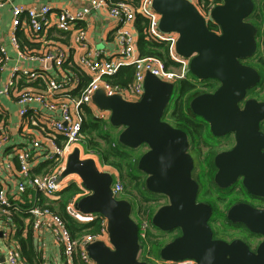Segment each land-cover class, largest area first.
Wrapping results in <instances>:
<instances>
[{"label": "built area", "instance_id": "2783aa9c", "mask_svg": "<svg viewBox=\"0 0 264 264\" xmlns=\"http://www.w3.org/2000/svg\"><path fill=\"white\" fill-rule=\"evenodd\" d=\"M188 1L198 9L207 24L210 21L214 22L211 13L222 3V0ZM153 3L154 0H90L89 5L83 8H62L57 12L46 4L40 6L20 4L12 7L10 43L17 52L18 60L9 67L10 56L7 47L0 42V99H13L18 105L20 130L24 132V128L27 127L37 131H33L26 146L14 148V155L5 154L4 149L10 137L6 133L0 134V232L3 240L0 244V264H28L21 257L17 237L19 229L14 220L15 213L24 209L30 215L25 219L24 234L30 225L36 249L41 256V264H76V259L84 264H97L89 254L90 244L102 241L113 249L108 233V220L96 213H82L77 207L79 200L89 195L91 191L77 176L69 175L61 180L60 176L66 169L69 156L76 149L80 151L82 158L98 157L96 153H85L81 136L86 108L91 109L97 119L110 121L111 111L100 109L94 102L98 92H102L106 97L121 96L126 101L138 102L145 93V78L149 73L174 85L189 78L191 59L177 51L179 34L163 32L160 29L161 15L154 9ZM3 5L4 0H0V7ZM92 10H107L108 15L120 25L117 54L106 56L102 50L89 45L88 32L79 24L86 20ZM138 17L147 21L145 32L148 39L168 44L169 66L155 56L139 57L138 35L135 32ZM49 25L55 26L61 33L74 30L75 45H55L42 54L30 53L21 47L19 30L29 28L31 39L36 40L41 38ZM73 48L82 52L76 63L70 62ZM24 61H38L40 66L34 68L24 65ZM49 62L51 66L47 67ZM130 65L134 67V79L128 87L114 86L105 79ZM69 66L77 67L80 75L90 79L81 89L80 96H74L72 91L82 81ZM49 68L60 72V79L47 74ZM4 113V107L0 103L1 128L6 130L7 117ZM47 128L50 129L49 132ZM36 133L43 134L47 139L43 141ZM41 160L52 162L54 164L52 170L43 175H33L36 162ZM74 181L81 186L82 193L70 202L67 211L81 223L89 224L99 218L100 231L97 234L74 237L65 220L40 203L41 196L56 199L58 193ZM29 188L35 193L30 197L29 206L25 208L27 204L24 194ZM112 191L116 198L123 192L119 178L114 180ZM150 226L149 220L141 222L139 236L144 238ZM48 237L57 248L58 259H54L55 255L48 252ZM164 262L194 264L192 260Z\"/></svg>", "mask_w": 264, "mask_h": 264}, {"label": "water", "instance_id": "95a60500", "mask_svg": "<svg viewBox=\"0 0 264 264\" xmlns=\"http://www.w3.org/2000/svg\"><path fill=\"white\" fill-rule=\"evenodd\" d=\"M153 7L161 15L160 29L179 34L177 51L191 59V73L199 79H217L222 83L215 93L193 98L190 106L208 119L212 110L210 121L215 131L237 129L235 117L224 120V110L229 108L231 114L237 115L238 102L244 98L249 84L255 81L249 80L250 69L237 61V58L252 56L257 48L256 27L245 21L255 9L253 0H222L211 13L220 33L209 29L205 18L188 0H154ZM144 85L145 93L138 102L126 101L121 96L106 97L102 92L96 94L94 102L100 109L111 111L112 126L121 129L118 136L121 144L132 149L147 145L138 168L148 175L149 191L162 194L170 201L155 212L152 224L163 232L177 227L183 231L181 237L160 250L161 259L189 258L195 259L197 264H264V243L259 253L253 255L240 242L227 244L213 240L207 224L211 209L193 205L197 185L190 177L192 159L185 153L186 133L162 120L177 90L176 85L150 73ZM69 175L80 178L91 191L79 200L78 209L85 214H100L108 220L113 249L102 241L90 244L89 254L96 263L149 264L140 260L139 225L131 217L132 207L127 200L114 197V176L101 170L98 157L82 158L76 149L69 156L60 180ZM185 186L192 194L190 208H185L181 199ZM246 223L253 231L264 233L263 228Z\"/></svg>", "mask_w": 264, "mask_h": 264}, {"label": "flooded vegetation", "instance_id": "af4514ba", "mask_svg": "<svg viewBox=\"0 0 264 264\" xmlns=\"http://www.w3.org/2000/svg\"><path fill=\"white\" fill-rule=\"evenodd\" d=\"M253 2L255 9L245 21L256 27L257 48L252 56L237 58V61L240 66L250 69L249 80H255V83L249 84L244 98L238 102L237 115L231 114L229 108L224 110V120L227 122L230 117H235L238 128L225 131L217 129L216 132L210 121L213 118L212 110L209 111L210 119H208L197 114L190 105L182 108L176 106L172 109L168 106L162 120L174 127L167 120L166 111L176 113L175 128L186 133L188 144L185 153L192 159L190 177L197 185L193 195V205L211 209L207 224L212 231L213 240L227 244L240 242L248 247L251 254L257 255L264 243V233L253 231L246 222L264 229V0H253ZM260 7L262 9L257 10ZM218 29L217 32L220 33V28ZM191 74L180 85L183 86L182 88L189 84L202 88L201 94H212L222 85L217 79L203 80L196 76L192 78ZM176 91H178L177 103L180 101L178 98L180 92L178 89ZM247 103H249L248 107ZM180 122L183 125H180ZM191 132L196 134L195 138L191 137ZM130 150L135 152L133 150L136 149L130 148ZM137 150L143 151L142 156L148 148L147 145H142ZM136 178L141 180L144 190L139 193L133 187L131 193H126L125 200L132 207L131 217L139 223L135 215L139 219L141 204L146 203V199L152 202L159 200L160 205L156 210L169 204L170 201L168 197L157 193L154 197L144 196L145 193H151L147 187L148 175L139 170L136 171ZM181 199L184 207L190 208L192 194L187 186L183 188ZM182 235V229L177 227L176 239ZM140 245L141 256L143 249L141 241ZM184 260H192L197 264L195 259Z\"/></svg>", "mask_w": 264, "mask_h": 264}, {"label": "trees", "instance_id": "16d2710c", "mask_svg": "<svg viewBox=\"0 0 264 264\" xmlns=\"http://www.w3.org/2000/svg\"><path fill=\"white\" fill-rule=\"evenodd\" d=\"M262 6V5H260ZM259 7V6H258ZM262 9V7L257 8V10ZM258 26H262V24H258ZM136 30L138 33V41H137V50L139 57H149L155 56L166 62V65H170V58L168 52V44L166 42H157L147 38L146 27L147 21L142 17H138L136 22ZM209 29L212 31H218L219 27L214 22L210 21L208 25ZM18 31V37H19ZM20 41V37H19ZM27 42L20 41V45L22 48L27 49ZM1 54V53H0ZM1 56V55H0ZM66 69V65H64ZM72 71L75 72L76 75L80 76L82 83L72 91L74 96H80L81 89L90 81L89 77L85 75H80L77 71V67L69 66ZM193 75V74H192ZM105 79L114 86L119 87H128L134 79V67L132 65L123 67L116 75L112 77H105ZM182 85V84H181ZM183 87V86H182ZM179 86V96L180 101L176 103V91L174 93L175 98L171 99L169 108L177 107H189L190 101L196 97L197 95L203 93V89L197 86L185 85L184 88ZM188 96L187 103L184 102V97ZM172 103V105H171ZM181 110V109H180ZM166 115L168 117V121L176 127V113H171L169 110L166 111ZM177 121H183V119H177ZM180 125L181 124L180 122ZM110 126H112L110 121H104L97 119L92 113L91 109L86 108L85 119L82 126L81 136L84 142V149L86 152H94L98 154L100 158V162L104 167H109L112 170H115L117 173L116 179L119 178L123 185V192L130 193L128 190V183H134V189H137L139 193L143 192L144 185L141 180L136 178V171L138 170V160L140 159L142 150H133L135 152H131L126 146L121 144L118 138H115L119 135L110 130ZM117 129V128H116ZM191 137L195 138L196 134L191 132ZM128 149V150H127ZM54 164L52 162L47 161L43 164L38 170H33V175H43L49 173ZM115 180V179H114ZM146 190V189H145ZM35 193L32 189H27L24 194V199L28 194ZM82 193V188L77 182H70L63 190L58 193V197L56 199H48L44 196H41L40 203L44 206H47L53 212L59 214L67 223L68 229L74 237H82L86 234H97L100 231V219L98 218L95 222L92 223H81L74 219L67 211V206L74 200V198ZM26 196V197H25ZM122 199V197H119ZM27 208L29 206L28 200H26ZM160 205L159 200L154 202L147 200L146 203L141 204L140 207V221L147 219L150 221V225L152 224V215L155 213V210ZM100 216V214H99ZM30 217V215L24 211L15 213L14 220L18 226V241L20 244V253L21 257L27 261L28 264H41V256L37 251L35 242L33 239V232L31 226L27 227L26 233L25 231V219ZM140 226V223H138ZM166 237L170 236V241L176 238V229L164 232ZM162 238L159 236H155L151 233V230H147L146 236L140 237V241L143 244L144 248L147 251L148 255L153 254L160 257V248H163L170 241L167 240V243H164V240L161 241ZM158 250L157 255H155V251ZM141 257V256H140ZM162 260V259H161ZM76 264H84L83 262H79L76 259Z\"/></svg>", "mask_w": 264, "mask_h": 264}, {"label": "crops", "instance_id": "0c3cea01", "mask_svg": "<svg viewBox=\"0 0 264 264\" xmlns=\"http://www.w3.org/2000/svg\"><path fill=\"white\" fill-rule=\"evenodd\" d=\"M90 0H4V5L0 7V42L7 47L8 54L10 56V60L8 62V66H13L17 59V52L11 46L10 43V34H11V19H12V7L14 5L25 4L29 6H40V5H50L55 10V12L59 11L62 8H70V9H80L89 5ZM81 27L86 28L88 32V41L91 47L102 50L104 55L110 56L115 55L118 52V44H117V35L120 30V25L108 15L107 10H92L91 13L87 16L86 20L79 24ZM74 31V30H73ZM73 31L69 33H61L59 32L55 26L49 25L41 38L32 40L31 39V30L26 27V29L19 30L20 41H26L28 52L34 54H42L44 51L52 48L55 45H70L73 46ZM135 32L137 33L136 27ZM138 35V33H137ZM30 37V38H29ZM25 49V48H23ZM82 52L81 50L71 49L70 53V62L76 63ZM24 65H28L34 68H39V62H26L24 61ZM51 66V64H50ZM47 63V67H50ZM54 78L60 79L61 73L56 71L54 68H49L46 72ZM0 103L4 107V114L7 117L5 119L6 130L2 127V122L0 119V134L6 133L9 135L10 140L7 147L4 149L5 154L14 155L15 147H23L26 146L29 142V138L32 137L33 130L31 128H24V132L20 130L18 126V105L13 99L9 98H1ZM43 115V114H42ZM48 127V126H47ZM118 131H121L120 128H117ZM49 132L50 129L47 128ZM120 133V132H119ZM37 136L42 138L45 141L47 138L41 133H36ZM46 134V133H44ZM61 142V140L59 139ZM84 147V146H83ZM85 153H94V152H86ZM15 159V158H14ZM42 160L36 162L34 170H38L43 164ZM15 164L17 166V161L15 160ZM33 194H28L25 198L26 200H30V197ZM25 226V224H24ZM2 234L0 233V244ZM48 252L50 254H54V259H58L57 257V248L53 244V242L48 237L47 241Z\"/></svg>", "mask_w": 264, "mask_h": 264}, {"label": "rangeland", "instance_id": "374dc122", "mask_svg": "<svg viewBox=\"0 0 264 264\" xmlns=\"http://www.w3.org/2000/svg\"><path fill=\"white\" fill-rule=\"evenodd\" d=\"M192 78H195V76L194 75H190ZM182 84V82L181 81H178V82H176V88L177 89H179V86ZM176 92H178V91H176ZM175 98V95H174V97H173V99ZM187 98H188V96H185L184 97V102L185 103H187ZM171 105H172V103H171ZM170 106V105H169ZM110 130L111 131H113L114 133H117L118 132V129H116V127H113V126H110ZM207 135V134H206ZM119 136V135H118ZM118 136H116L115 138H118ZM208 136V135H207ZM119 140V139H118ZM200 148L201 149H203L204 150V147L202 146V145H200ZM128 150V149H127ZM130 150V149H129ZM131 151V150H130ZM132 152V151H131ZM89 154V153H88ZM98 160H99V163L101 164V162H100V158H99V156H98ZM102 166V167H101ZM101 166H100V168L102 169V171H106V172H112L113 173V175H114V179H116V176H115V174H117L116 173V171L115 170H112V169H110L109 167L107 168V167H104L102 164H101ZM198 173H199V169L197 168V175H198ZM133 187H134V183H133V185L132 184H129L128 183V190L130 191V193L132 192V189H133ZM157 194H155V193H145L144 194V196H148V197H154V196H156ZM119 197H122V198H127L126 197V192L124 191V192H122L120 195H119ZM162 202H164V201H162ZM137 203H138V201H137ZM139 204V203H138ZM157 210H155V212H156ZM155 214V213H154ZM153 214V215H154ZM134 215H135V213H134ZM153 215H152V218H153ZM135 219L139 222V223H141V222H143L144 220H147V219H144V220H142V221H140V219H138V217L135 215ZM149 230H151V233L153 234V235H155V236H159V237H161L162 238V240L161 241H163L164 239V243L166 244L167 243V240H169L170 239V236L169 237H166V235H165V233L163 232V231H161L159 228H157V227H155L154 225L153 226H150V229ZM170 241V240H169ZM162 248H160V250H161ZM160 252V251H159ZM157 253H158V250H156L155 251V255H157ZM158 256V255H157ZM157 256H154L153 254H151V255H148L147 254V251H146V249L144 248V246H143V249H142V252H141V257H140V259L142 260V261H146V262H148L149 264H166L163 260H161V259H159Z\"/></svg>", "mask_w": 264, "mask_h": 264}]
</instances>
